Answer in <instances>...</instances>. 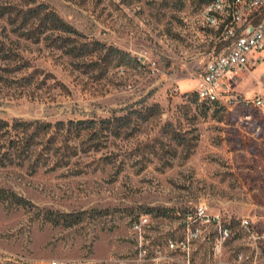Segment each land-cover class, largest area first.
<instances>
[{"label":"rangeland","instance_id":"obj_1","mask_svg":"<svg viewBox=\"0 0 264 264\" xmlns=\"http://www.w3.org/2000/svg\"><path fill=\"white\" fill-rule=\"evenodd\" d=\"M37 1L77 29L79 41L120 48L138 64L70 56L58 33L36 42L0 18V119L56 123L128 114L130 126L117 136L77 137L52 127L34 138L2 128L0 189L32 206L0 200V246L39 259L106 260L130 251V221L138 214L165 211L154 218L155 237L175 227L176 209L202 201L232 222L225 259L242 251L264 264V242L253 250L238 225L246 218L264 229V115L196 99L197 78L214 46L222 47L198 18L200 1ZM260 55L255 68L239 72L234 90L243 98L264 94ZM45 210L80 213L81 221L54 225ZM195 257L208 262L210 246L200 245Z\"/></svg>","mask_w":264,"mask_h":264},{"label":"built area","instance_id":"obj_2","mask_svg":"<svg viewBox=\"0 0 264 264\" xmlns=\"http://www.w3.org/2000/svg\"><path fill=\"white\" fill-rule=\"evenodd\" d=\"M198 18L217 33L219 51L212 49L197 78L195 92L199 101L216 102L230 111L257 109L264 115V94L243 98L235 92L239 72L255 68L263 59L264 0H206ZM175 227L168 233L153 234L156 216L138 214L130 221L131 249L127 254L106 260L71 261L39 259L25 251L0 246V264H256L242 251L231 260L224 257V244L232 235L229 218L206 202H197L173 214ZM253 250L264 242V230L246 218L238 221ZM210 246V260L198 263L199 246Z\"/></svg>","mask_w":264,"mask_h":264},{"label":"trees","instance_id":"obj_3","mask_svg":"<svg viewBox=\"0 0 264 264\" xmlns=\"http://www.w3.org/2000/svg\"><path fill=\"white\" fill-rule=\"evenodd\" d=\"M199 1L200 7L198 11L201 9L203 4L206 3V0ZM0 18H5L12 24H18L23 31L21 35L25 38L33 39L36 42L40 41L44 34L49 31L58 33L59 35L57 36L62 42L60 48L65 54L70 56L82 57L95 55L99 56L100 54H104V56L109 55L113 57L119 62V64L129 65L137 63L135 57H132L128 52L120 48L106 46L97 40H91L90 42L79 41L78 38L82 37V35L77 29L63 20L50 6L38 2L37 0H0ZM63 34L69 36H63ZM194 94L198 100L195 91ZM200 102L214 109H225L224 106L216 102ZM138 116L142 120L146 119L145 114L141 113ZM129 126L130 116L128 114L112 115L111 117L100 120L69 119L67 121H57L56 123H45L39 121H15L13 123H9L8 121L0 119V130L2 128H6V130H8L10 127H13L17 130H20L21 134L29 133V137L31 138H34V136L37 134L47 133L52 127L65 129L67 132L74 133L76 137L79 136V134L83 131H89L92 134H95V132L99 131H107L110 135L117 136L122 129H127ZM0 200L23 208L32 206L28 200L5 189H0ZM145 212L150 213V211ZM158 215L165 216V211H158L155 213V216ZM43 218L54 225L71 226L81 221V214L45 210L43 213ZM257 228L264 230L258 226Z\"/></svg>","mask_w":264,"mask_h":264}]
</instances>
